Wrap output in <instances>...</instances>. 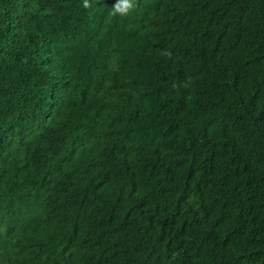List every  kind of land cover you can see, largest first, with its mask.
<instances>
[{"label":"trees","instance_id":"trees-1","mask_svg":"<svg viewBox=\"0 0 264 264\" xmlns=\"http://www.w3.org/2000/svg\"><path fill=\"white\" fill-rule=\"evenodd\" d=\"M0 0V264H264V0Z\"/></svg>","mask_w":264,"mask_h":264},{"label":"clouds","instance_id":"clouds-1","mask_svg":"<svg viewBox=\"0 0 264 264\" xmlns=\"http://www.w3.org/2000/svg\"><path fill=\"white\" fill-rule=\"evenodd\" d=\"M84 7H89L87 0H85ZM133 8L132 0H118V2L114 5L112 10V15H121L125 16L130 13Z\"/></svg>","mask_w":264,"mask_h":264}]
</instances>
